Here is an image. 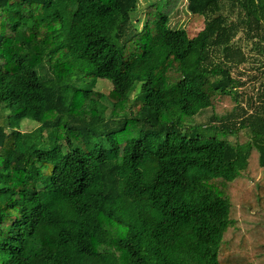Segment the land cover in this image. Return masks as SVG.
Returning a JSON list of instances; mask_svg holds the SVG:
<instances>
[{
	"label": "trees",
	"instance_id": "1",
	"mask_svg": "<svg viewBox=\"0 0 264 264\" xmlns=\"http://www.w3.org/2000/svg\"><path fill=\"white\" fill-rule=\"evenodd\" d=\"M147 2L0 0V264H264V0Z\"/></svg>",
	"mask_w": 264,
	"mask_h": 264
},
{
	"label": "rangeland",
	"instance_id": "2",
	"mask_svg": "<svg viewBox=\"0 0 264 264\" xmlns=\"http://www.w3.org/2000/svg\"><path fill=\"white\" fill-rule=\"evenodd\" d=\"M168 2V11L171 19V24L175 27H184L187 29L190 36H194L201 30L204 26V16L193 14L187 8V0H166ZM148 6L147 0H140L138 11L133 13V18L138 20V24L141 26L145 18V10ZM235 42L242 47L243 52L247 57V61L238 67H234L233 73L236 76H242V79L246 81V84L242 88L245 91V96L243 99V105L247 106V99L249 96L255 97L256 91L260 87V64L263 62V55L256 49L253 43L245 38L243 32H239ZM261 72V71H260ZM113 86L110 80L106 78H99L94 87V92L109 93L112 90ZM135 95V91L133 92ZM108 102V101H106ZM111 107V103L108 102V112ZM9 109L1 110L0 109V119L2 115L6 116L9 113ZM213 109H207L203 113L198 114L194 119L198 121H205L212 114ZM193 117L191 120H194ZM19 125L22 130H32L36 128L39 123L32 118H22L19 120ZM140 124H138L136 129H139ZM249 130L244 129V138L248 136Z\"/></svg>",
	"mask_w": 264,
	"mask_h": 264
}]
</instances>
